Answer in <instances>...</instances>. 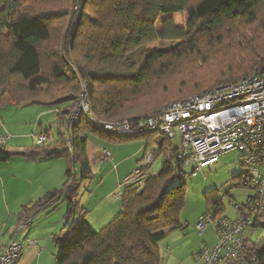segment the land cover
Returning <instances> with one entry per match:
<instances>
[{
    "label": "trees",
    "instance_id": "1",
    "mask_svg": "<svg viewBox=\"0 0 264 264\" xmlns=\"http://www.w3.org/2000/svg\"><path fill=\"white\" fill-rule=\"evenodd\" d=\"M49 1L0 0V106L41 105L54 110L58 123L55 145L36 146L26 153H7L0 148V161L8 162L15 156L31 161L61 158H69L70 161L63 187L47 193L31 208L26 207L23 215L33 217V212L50 210L66 202L65 229L68 232L55 238L59 251L55 264H162L155 235L182 229V212L187 196V173L181 162L173 163L178 154L173 141L151 133L130 139L114 138L97 131L84 114L69 123L80 94L40 100L39 89L52 83L70 84L74 78L80 93V79L88 86L94 116L110 120L120 116L154 78L156 67L177 50L155 49L145 52L137 62L129 57L133 51L156 41L176 42L179 43L176 48L185 46L187 54L194 56L203 40L201 38L212 40L227 24L255 25L264 10V0H77L81 8L80 21L59 53L46 52L45 48L52 41V25L66 13L42 9ZM177 14L188 16L186 28L175 24L173 16ZM163 17L167 18L159 31ZM250 53L246 61L227 69L217 68L212 82L197 84L182 94L200 95L221 85L236 84L257 76L264 67V51L258 54L250 50ZM49 59L52 60L51 65L47 62ZM93 63L98 65L94 70L90 68ZM46 66H50L51 78L44 75ZM72 66L78 69L77 74ZM18 82L21 83L19 87H24L27 99L11 97L12 104L2 102L4 96H12L13 85L17 86ZM41 134L51 139L50 131ZM156 136L161 140L152 152L154 163L163 157L161 169L153 175L149 168L142 172L139 180L124 187L121 213L99 232L84 216L74 220L78 214L77 199L82 183L95 177L87 151L90 139L97 137L125 143L146 138V153ZM68 138L71 142L69 147L66 143ZM177 180L180 182L173 185ZM206 197L208 206H211L217 203L219 195ZM256 254L254 264H264V245Z\"/></svg>",
    "mask_w": 264,
    "mask_h": 264
},
{
    "label": "rangeland",
    "instance_id": "2",
    "mask_svg": "<svg viewBox=\"0 0 264 264\" xmlns=\"http://www.w3.org/2000/svg\"><path fill=\"white\" fill-rule=\"evenodd\" d=\"M76 1L77 0H50L49 4L42 6V9L51 13H66L65 16L59 17L52 25L53 37L51 43H49L45 48L46 52H62L61 47L63 43H65V41H69L71 34L75 32L81 17V8L78 6ZM87 12L89 15L92 14L89 10ZM166 18L167 17H163L161 19L158 27L159 31L162 30V22ZM173 18L177 26L184 28L187 27L189 18L186 14H177L174 15ZM201 39L203 40H201L198 44V50L194 56L187 54L186 49L184 50L185 46L176 48L177 44H179L176 42L156 41L145 44L142 48L133 51L129 57L133 62H137L145 52L155 49L166 50L169 52L177 50L172 52L170 56H167V58L160 65H158V67H156V74L153 76L154 78L150 80L147 87L143 88L134 101L123 109L120 116L111 118L110 120H100L94 116V114L93 116L101 122L122 123L135 117H146L151 115L152 111L157 110L160 107L161 109L157 111H161L163 108L170 105L171 102L174 103L193 96H187L190 93L183 95L182 92L186 93V89H193L197 84L212 82L214 80L213 78L216 77L217 68L227 69L228 66L236 65L244 60H248L251 56L250 50L257 52L258 54L264 51V10L260 14V18L255 25L245 27L241 23L227 24L226 28L222 32L217 33L212 40H209L206 37ZM68 60H70V58ZM47 62L51 65L52 60L49 59ZM97 67V63H93L90 66L92 70ZM72 68L73 72L77 74L78 69L74 66H72ZM44 75L51 78L50 66L45 67ZM71 79L70 84L52 83L49 86L40 88V100L50 98L56 99L69 94L78 96L80 94L78 102L79 105L81 102V94L85 90V100L88 101L91 112L93 113L89 99L90 97L88 96L87 84L79 79V82H81V84L79 83L81 89L79 93L78 82H76L74 78ZM17 84V86L13 85L14 91L12 96H4L2 102L12 104L13 99L11 97L21 100L27 99L23 90L24 87H19L21 85L20 82ZM68 122H72L70 120V116ZM2 124H4L2 127L4 130L2 131L10 135L12 138L17 139L15 141H13L14 139L11 140L8 148H15V145L17 144L21 150L29 151L35 144V141L32 139V135L34 133L40 134L42 129L50 131V137H52V140L49 139V142L55 141L58 135V125L56 123L55 112H53L52 109L41 105L12 106L8 104L0 106V127ZM65 127L67 128V125ZM2 131L0 129V133H3ZM159 140H161V138L157 136L154 137L150 143L151 148L156 149L158 146L157 142H159ZM66 143L69 147L71 143L69 138ZM138 143L145 145L148 143V139H134L123 144L133 145ZM179 143V137L176 138V140H173V144L177 148ZM147 152H152V150L149 149ZM162 161L163 157L160 156L151 167V174L160 171ZM60 162L61 163L56 161V173L58 174L61 171V173L65 176L69 160L65 159ZM105 166L106 165L97 166V176L92 180L84 181L82 183L83 185L81 187L79 198L80 200L83 199L82 205H84L85 199L88 198V191H94L102 177H104L107 173H110V168ZM103 167L105 168L103 169ZM139 168L140 165L138 164L136 171ZM147 169H144L143 172ZM76 171L79 173L78 166L76 167ZM190 172L191 171L189 169L186 170L187 176L185 183L187 196L182 212V221L183 224H186V228L172 231L164 240L160 241L159 247L160 255L163 259L162 262H167L172 255H175L177 258L185 256L191 258L194 253L201 250L205 245L206 246L204 248L215 247L217 244V235L213 226L206 230L203 234H200L197 230L199 218L208 210V198L206 196H222L226 194V192H229V197L225 202V211L227 216L233 218L236 216V212L235 207L231 204V202L243 205L248 197L253 195L250 190L239 187V185L243 184L244 181V169L242 167V155L240 153L232 152L222 156L217 164L206 168L204 173L200 174L196 178L190 176ZM135 181H137V179H134L131 183H134ZM179 182L180 181L177 180L173 183V185H177ZM124 189V186H122L121 189L117 190V192L109 198V201L121 206V196ZM100 190L101 189L98 191ZM116 197L119 199L115 200ZM54 210L55 209H52L51 212ZM99 212L100 211H97L92 216V219H94L93 221H100V219L104 217ZM119 214L115 215L118 216ZM117 216H113V218L109 221H112V219ZM108 224L109 222L106 224L97 223L92 225L94 227L93 229L99 232ZM257 237L263 238L264 230H259ZM58 253L59 251L56 249V256Z\"/></svg>",
    "mask_w": 264,
    "mask_h": 264
},
{
    "label": "built area",
    "instance_id": "3",
    "mask_svg": "<svg viewBox=\"0 0 264 264\" xmlns=\"http://www.w3.org/2000/svg\"><path fill=\"white\" fill-rule=\"evenodd\" d=\"M84 91L80 104L70 115L71 121L84 114L97 131L120 139L136 138L145 133L158 134L172 141L179 137L177 160L173 163L181 162L183 170L189 169L193 178L203 174L206 168L217 164L228 153L242 155L244 181L239 187L250 190L253 195L243 205L231 202L236 212L233 218L225 211L229 192L220 195L217 203L209 206L199 218L197 230L203 234L213 226L217 244L195 255L194 262L254 264L256 251L264 245V237H257L259 230H264V67L257 76L187 97L158 113L122 123L97 120L85 100ZM10 139V135L0 134V146H6ZM32 139L37 147H44L49 142V138L41 133H34ZM103 156L110 159V151L104 150ZM153 163V152H146L139 162L140 168L123 186L134 179L139 180L143 170L151 168ZM31 225L32 219L23 216L17 232H26ZM36 246L37 242L33 240L13 241L0 255V264H19L22 252Z\"/></svg>",
    "mask_w": 264,
    "mask_h": 264
},
{
    "label": "crops",
    "instance_id": "4",
    "mask_svg": "<svg viewBox=\"0 0 264 264\" xmlns=\"http://www.w3.org/2000/svg\"><path fill=\"white\" fill-rule=\"evenodd\" d=\"M3 125L4 124L0 127L1 131L4 130L2 128ZM42 132H46V130L42 129L41 133ZM0 134L6 133L3 132ZM11 140L15 141L17 139L11 137L7 145L3 147L0 146V148L7 153H26L36 148L34 144L33 148L29 151H25L21 150L16 143L15 148H8ZM57 140L58 137L55 141H50L46 146L55 145ZM104 150L110 151V159L104 158ZM150 150L154 151L155 149L150 147ZM87 151L95 177L97 176V166L106 165L110 168V173L102 177L97 188L94 191H88L89 195H87L88 198L85 199L84 205H82L83 199H79L80 195L77 199L79 208L75 220L84 216L87 222L93 227V225L97 223H110L111 221L109 220H111L113 216H117L115 214H119L122 211V206L109 201V198H111L117 190L121 189L127 180L135 174L137 165L144 157L146 144H119L93 137L88 143ZM65 159L69 160V158H61L31 161L23 156H15L8 162L0 161V226H2L0 229V255L11 242L28 239L36 241L37 246L32 249H25L20 255L19 264H55L57 249L55 238L57 235L66 234L68 232V230L65 229L66 215L68 212L66 202H62L58 207L52 208L55 209L53 212H51L52 209H50L31 213L33 217H29L32 219V225L28 231L17 232V227L24 216L23 213L26 207L31 208L47 193L63 187L66 182L70 161L67 164L65 176L61 171L58 174L56 173V161L61 163L60 161ZM105 167H103V169ZM99 189L101 190L98 191ZM118 199L119 198H115V200ZM97 211H100L99 213L104 217H102L100 221H93L94 219H92V216ZM185 225L184 223L182 228H186ZM171 232L172 231H163L157 233L155 238L158 244ZM204 247L194 253L191 258L187 256L177 258L175 255H172L167 262L163 261L162 264H195V255L199 254Z\"/></svg>",
    "mask_w": 264,
    "mask_h": 264
}]
</instances>
